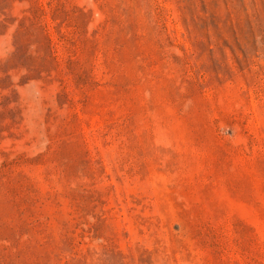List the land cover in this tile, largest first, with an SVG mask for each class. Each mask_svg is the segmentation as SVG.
<instances>
[{
    "label": "rangeland",
    "instance_id": "obj_1",
    "mask_svg": "<svg viewBox=\"0 0 264 264\" xmlns=\"http://www.w3.org/2000/svg\"><path fill=\"white\" fill-rule=\"evenodd\" d=\"M0 264H264V0H0Z\"/></svg>",
    "mask_w": 264,
    "mask_h": 264
}]
</instances>
